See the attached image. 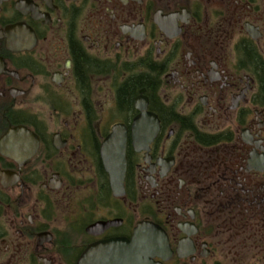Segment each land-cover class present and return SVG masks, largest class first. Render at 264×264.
<instances>
[{
	"label": "flooded vegetation",
	"instance_id": "af4514ba",
	"mask_svg": "<svg viewBox=\"0 0 264 264\" xmlns=\"http://www.w3.org/2000/svg\"><path fill=\"white\" fill-rule=\"evenodd\" d=\"M141 224L153 264H264V0H0V264Z\"/></svg>",
	"mask_w": 264,
	"mask_h": 264
},
{
	"label": "water",
	"instance_id": "95a60500",
	"mask_svg": "<svg viewBox=\"0 0 264 264\" xmlns=\"http://www.w3.org/2000/svg\"><path fill=\"white\" fill-rule=\"evenodd\" d=\"M103 161L113 186L122 187L125 174L124 143L103 154ZM167 243L163 232L155 225H139L130 241L109 240L85 251L77 264H153Z\"/></svg>",
	"mask_w": 264,
	"mask_h": 264
}]
</instances>
